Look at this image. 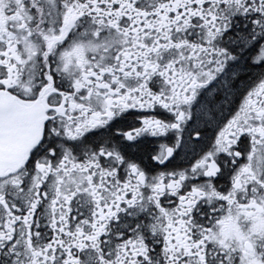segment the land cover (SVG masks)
I'll use <instances>...</instances> for the list:
<instances>
[{
    "label": "snow or ice",
    "instance_id": "obj_1",
    "mask_svg": "<svg viewBox=\"0 0 264 264\" xmlns=\"http://www.w3.org/2000/svg\"><path fill=\"white\" fill-rule=\"evenodd\" d=\"M0 264H264V0H0Z\"/></svg>",
    "mask_w": 264,
    "mask_h": 264
}]
</instances>
